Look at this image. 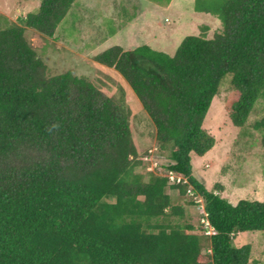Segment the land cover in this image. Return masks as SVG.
I'll use <instances>...</instances> for the list:
<instances>
[{
  "label": "trees",
  "instance_id": "obj_1",
  "mask_svg": "<svg viewBox=\"0 0 264 264\" xmlns=\"http://www.w3.org/2000/svg\"><path fill=\"white\" fill-rule=\"evenodd\" d=\"M74 1L42 0L0 29V264H250V245L232 241L264 232V202L233 205L206 190L191 154L214 147L202 124L226 77L234 127L264 99V0H195L221 30L208 38L201 27L173 55L115 45L94 57L136 96L179 183L136 171L143 163L124 99L70 72L48 76L26 40V28L53 37ZM254 127L264 150V114ZM168 190L203 205L215 233L177 223L184 209Z\"/></svg>",
  "mask_w": 264,
  "mask_h": 264
},
{
  "label": "rangeland",
  "instance_id": "obj_2",
  "mask_svg": "<svg viewBox=\"0 0 264 264\" xmlns=\"http://www.w3.org/2000/svg\"><path fill=\"white\" fill-rule=\"evenodd\" d=\"M42 0H0V29L8 23L16 25L27 14L38 11ZM195 0H75L60 21L53 37L26 28L24 36L47 67L48 76L70 72L91 80L104 94L115 100L124 99L129 112L132 139L138 161V173L147 177L167 175L168 152L160 151L155 129L128 85L112 68L105 67L94 57L111 46L132 50L149 45L156 51L173 55L184 37L197 35L203 26L212 38L220 32L219 19L194 10ZM144 13L146 26L124 34L127 23ZM114 30V31H113ZM113 32V33H112ZM112 33V34H111ZM144 34V36H141ZM149 42V43H148ZM230 78L226 77L213 99L202 124L213 136L214 147L202 158L191 154L192 175L206 190L218 194L235 205L240 200L264 202V150L261 131L254 127L264 114V99H259L246 123L234 127L229 118L227 103L232 99ZM147 180V178H145ZM184 209V217L176 222L189 224L202 235L198 207L190 205L186 194L168 190ZM208 238V237H207ZM206 240V237H205ZM208 241L203 240V250ZM232 245H250V264H264V232L239 233Z\"/></svg>",
  "mask_w": 264,
  "mask_h": 264
},
{
  "label": "built area",
  "instance_id": "obj_3",
  "mask_svg": "<svg viewBox=\"0 0 264 264\" xmlns=\"http://www.w3.org/2000/svg\"><path fill=\"white\" fill-rule=\"evenodd\" d=\"M167 177L169 179L170 182H175V183H179L182 178L174 175L172 172H168L167 173ZM200 201V199L198 200ZM200 209V213L202 214V218H200V223L202 224L203 228H204V234L206 236H211L215 233L214 229L211 227L209 221L207 220V214L204 211L203 205H199L197 206Z\"/></svg>",
  "mask_w": 264,
  "mask_h": 264
},
{
  "label": "crops",
  "instance_id": "obj_4",
  "mask_svg": "<svg viewBox=\"0 0 264 264\" xmlns=\"http://www.w3.org/2000/svg\"><path fill=\"white\" fill-rule=\"evenodd\" d=\"M144 17H145V15H144V13H141V14H139L138 15V17H137V20L135 19L134 21H131V22H128L127 23V27H126V31L125 32H123L124 34H130L131 35V33L133 32V31H135V28L137 27V25L138 26H140L139 28V30H142L143 29V27L141 26L142 24H143V26H146V23H145V19H144ZM114 31V30H113ZM113 33V32H112ZM111 33V34H112ZM141 36H144V34H141ZM149 43V42H148ZM122 48H124L123 46H121ZM125 49V48H124Z\"/></svg>",
  "mask_w": 264,
  "mask_h": 264
}]
</instances>
